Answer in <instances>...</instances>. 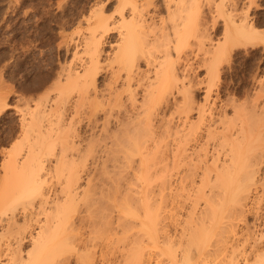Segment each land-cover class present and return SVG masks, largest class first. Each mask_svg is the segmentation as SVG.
Here are the masks:
<instances>
[{
    "label": "bare ground",
    "instance_id": "bare-ground-1",
    "mask_svg": "<svg viewBox=\"0 0 264 264\" xmlns=\"http://www.w3.org/2000/svg\"><path fill=\"white\" fill-rule=\"evenodd\" d=\"M241 1L115 0L114 14L96 2L77 16L75 35L59 33L56 64L40 70L29 84L20 72V131L35 124L40 135L47 130L46 121H67L64 140L73 137L65 143L74 146V137L82 136L74 122L85 120L89 140L81 161V156L74 160L59 154L55 172L66 162L68 171L61 173L56 189L39 174L31 142L20 149L23 153L3 152L0 169L8 187L0 184L17 192L0 209V241L6 240L0 264H54L63 255L57 259L62 264L72 253L77 264H93L94 248H100L101 256L118 244L121 234L126 237L121 241L127 249L121 255L124 264H264V121L253 123L236 104L233 118L227 117L206 101L199 105L198 122L188 124L190 79L184 83L175 66L199 51L206 74H214L234 46L255 41L260 31ZM203 2L213 14L209 26L201 19ZM111 31L115 38L105 50ZM24 62L21 56L19 71H25ZM101 74L102 87L97 83ZM27 93L39 96L27 100ZM8 107L3 103L0 112ZM173 119L177 131L173 129L169 144ZM86 157L95 165L92 173L83 164ZM27 171L30 179L19 184ZM121 181L137 188L132 184L120 191ZM112 206L121 208L116 220ZM95 233L104 236V244H96Z\"/></svg>",
    "mask_w": 264,
    "mask_h": 264
},
{
    "label": "rangeland",
    "instance_id": "rangeland-1",
    "mask_svg": "<svg viewBox=\"0 0 264 264\" xmlns=\"http://www.w3.org/2000/svg\"><path fill=\"white\" fill-rule=\"evenodd\" d=\"M243 1H244V3H242ZM243 1H241L240 7L244 8V11L248 10L247 13L249 15V18L256 20L257 28H258L257 30L261 32V33L259 32V37H258V35L256 37L258 40L255 39V41L242 42V44L234 46L232 48V50L230 51V53L225 56L224 60H220L221 64H218L219 66L216 67V70L213 72L214 74H212V72L210 73V75L206 74L205 65L201 66L202 65L201 64L202 59L200 58L201 52H199V51L195 52L198 54V56L197 55L195 56L192 53L191 55H189L186 58V60L184 58H181V59L177 60V62L175 64V66L178 65L176 68V72L178 73L179 76L182 77L183 82L187 83V84H188V81L190 82V85H189L190 90L189 91L191 94L190 93L189 94L192 96L190 98V100L191 99L192 100L189 101V103L191 102L190 103L191 107L189 105L191 110H189L190 108L187 109L188 107L186 108L188 110L187 115L189 117L188 118V124H190L189 122H191L192 124L195 125L198 122V115H199L198 109L202 105H204L206 101L208 103L214 102L216 107L218 108L217 110L221 109V111H224L227 117L232 116V118H233V115H232L233 111L235 108H238V106H239L240 109H242V113L245 112L247 117L250 116V117H252V118L249 117L250 119L254 118V120H256V121L251 120L253 123L258 121L257 124L262 125V124H260L259 121H261V123H262V121H264V116H262V115H264V113H262L264 111H261V109L264 110V108H262V107H264V106H262V105H264V101H262V100H264V93H262V92H264V0H252V1L249 0L252 5L251 4L248 5L249 2L246 0H243ZM96 2L101 3V5L100 4L99 5L103 7V9L105 10V12L107 14H110V12H111V14H114L113 8L115 5L114 4L115 0H0V94L2 93L0 95V97H1V99H0V101H1L0 102V110L2 109L3 103L5 104V102H6V104H9V107L7 109L0 112V167H1L2 160L4 158V155H3L4 151L9 150V151H12L13 153H15L14 150L17 149L16 152L23 153L22 152L23 149L26 148V146H28L27 144L29 142H31V143H29V146L30 147L34 146V148H35V152L33 155V157H34L33 161L35 164L37 162V165H40V168H41L39 170V174L41 175V177L43 178L45 183L48 186H50L51 188L53 187L54 189L58 188L60 179L63 177L62 174H66L68 171V169H67L68 164H66L67 163L66 162L64 164L59 163L58 165H60V166H58V168H57L58 172H55V167H56L55 165H57L56 160L59 158L58 156H61L59 154L62 153L61 157L67 156L68 159L72 158L71 156H73L72 159H74V160H76L78 157L81 156L80 157L81 159L80 160L78 159V160L79 161L83 160L82 159V157L84 156L83 152H85V149H87L84 146L87 145L86 140L89 138L88 133L86 131H84V130H87L85 120H82V122L81 121L80 122H76V121L74 122L75 127H73V128H74L75 132H77L78 134H80L82 132L80 134V136L82 135L81 136L82 139H81V137H79V138L74 137L73 142L75 144H74V146L73 145L71 146V144H70L71 149H70V146H68L65 142L68 143L67 139H70L73 137H70V138L68 137L66 139V141L64 140V138H66V136L64 137V133H66L64 128H66L65 124L67 121L59 120L60 123H58L59 121H57L56 119H54V121H53V119H51L52 122L46 121L47 123L49 122L48 125L45 122V124H46L45 126H47L46 131L48 132V134L44 130L43 133L38 135L39 131L33 129L35 127V124H34V127L31 128L32 130H29V131L27 130L28 132L25 131L26 133H24L23 131H20L19 130L20 129L19 128V121H20V114H19L20 108H19V106L21 105V101L19 99H21V98L19 96L20 95L19 94L20 93L19 92V76L21 73L25 72L26 84H29L31 77L37 75L40 70L47 68L48 66L51 65L52 62H55V64H56V62H57L56 54L57 53H56L55 48H56V45L58 43L56 41L57 40L60 41V39H59L60 36H58L59 33L60 34L62 33L63 35H66L68 37H70L71 34L75 35V32L79 28V27H77V21H76L77 16L81 13L86 12L89 9V7L94 5ZM242 4H243V6H242ZM209 13H212V12H210L208 10L207 5H205L203 2V6L201 8V17H203V18H201V19L202 20L204 19L205 21H207L208 26L211 25L210 24L211 19H212L211 17L213 15V14H209ZM217 21L219 23H221L220 19H218ZM60 27H62L63 29L61 30ZM75 29H76V31H75ZM209 31H211V30H209ZM219 33H220V28H219V31L216 33V35H214L213 39H215L217 36L219 37ZM56 34H57V36H56ZM212 36H213V34H212ZM50 37H52V38H50ZM114 38H115V32L114 31L109 32L108 36L105 38V44H103V48L105 50L108 49V46H109L108 44H110L109 42H112L114 40ZM47 39H49L48 41H50L51 44L50 43L48 44L46 42ZM21 47L23 49H20ZM62 55H63V51L61 50L58 56H60L63 60L64 57ZM21 56L25 57V62L23 65L25 71H23V72L19 71V65H18V61H19ZM67 59H68V57H67ZM190 66L192 68V71L187 70V69H190ZM186 74L188 77L186 76ZM207 75L209 76V80L207 78L208 77ZM185 76H186V80H185ZM104 77H105V74H103V75L101 74V76L98 78V82H97V83H99L98 86L102 87L103 82H104ZM181 77H180V79H181ZM217 77H218V79H217ZM188 79H190V80H188ZM205 81H206V83H205ZM209 81H211V82L209 83ZM206 84H208V86H206ZM207 87H208V89H206ZM204 89H206L207 91H210L207 93V95H209V96L205 95V93L207 91H205ZM41 92H39V93H41ZM37 95L39 96L38 93L37 94L35 93L34 95L27 93L25 95V98L27 100H29L30 98L35 99L38 97ZM180 95H177L178 100L182 99L181 98L182 96H180ZM203 95L206 98H204ZM255 97H256V99H255ZM206 99H208V100H206ZM180 100H179V102H181ZM229 100L231 101V103L229 102ZM253 101L256 103L254 104ZM30 103H32V100H31V102H29V104ZM226 103L228 106L226 105ZM199 105H201V106H199ZM234 105L237 107H235V108L232 107ZM197 106H199V107L197 108ZM221 106L223 107V109ZM242 106H244L245 108ZM16 107H18L19 109ZM252 109H253V112H256L258 114L253 113L254 114V116H253L250 112V111H252ZM17 110H18V112H17ZM247 113H249V114H247ZM256 116H258V117H256ZM259 116H261L262 118ZM190 119H191V121H190ZM195 121H196V123H195ZM172 122H174V123H172ZM172 122H171V127H170V132H169L171 135L168 134V136L170 138L168 136L166 137L167 139L169 138V140H170L169 144L174 137L172 135L175 132L174 130L177 131L176 120L173 119ZM62 123H63V125H62ZM59 126H61V127H59ZM179 128H180V126H178V129ZM50 129H52V130H50ZM57 129H58V131H57ZM32 131H33V133H32ZM83 132H85V133H83ZM83 134L85 135V137ZM23 135H24V138L26 137L25 139L23 138ZM65 135H67V134H65ZM41 137H42V139H41ZM46 137H48L49 140L48 139L46 140ZM34 138H35V141H33ZM83 139H84V141H83ZM21 140H24V141L22 142ZM50 140H53V141L55 140V142L52 141V143H51ZM42 141L44 142V144ZM48 141H50L49 144H48ZM58 141H60V142H58ZM87 143H89V141ZM30 144H32V145H30ZM51 144H53V145H51ZM66 145L69 148H67ZM51 147H53L54 150L51 149ZM21 148H23V149H21ZM38 148H39V150H38ZM49 148H50V150H49ZM20 149L22 151H20ZM45 149L46 150L48 149L49 151L48 150L45 151ZM62 149L64 150V152H62L63 151ZM66 150H69L67 152V154L65 153ZM81 150L83 152H81ZM38 151H39V153H38ZM78 152H80V153H78ZM74 155H76V156L74 157ZM44 156H45V159H44ZM87 157H90V156H87ZM47 160H48V162H47ZM79 161H76V162H79ZM91 161H92L91 158L90 159L87 158V161L85 160V162H83V164L86 165V167L88 169H90V171L92 173L95 165L93 164V162L91 163ZM83 164L80 163L79 165L82 166ZM91 164L94 166H92ZM88 165H89V167H88ZM31 167H33L32 169H34L35 171L37 170V168L35 169V167H36L35 165H32ZM61 167L63 168V170ZM78 169H79V166H78ZM28 171L31 173L30 170H28ZM28 171L22 175V177H21L22 179L20 178L18 180L19 184H21V182L23 183V181L25 182L26 179L27 180L30 179L31 174L28 173ZM1 174H3V172L0 169V177H1L0 183L3 186L8 187L7 185H5V182L3 181L4 178H2L3 176ZM81 174L83 175V177H82L83 181H81L82 182L81 184L83 185L82 188H83L85 186L84 185L85 180H86L85 178H87V177L84 174V172ZM94 174H95V171H94ZM58 178H59V181H58ZM103 181H105V180H102V182ZM107 182L110 183L109 186L113 187L112 181H107ZM121 182L124 183V185L121 184ZM121 182H120L121 185L119 184L120 185L119 186L120 191H124V189H127L128 186H131L132 184L134 186H136V187H134L135 189L137 188V185H135L136 183L130 184L132 181L129 182L130 185L128 184V186H126L127 182L126 183H125V181H121ZM19 184H18L17 188L19 187ZM104 184H106V181L104 182ZM2 185L0 186V206H1L0 209L2 207H4V205L6 203L9 204V202H11L10 200H12V198L14 201L15 200L14 194H16V192H17V191H15L16 190L15 187L10 186L9 191L11 193L8 194V192H9L8 188L6 190V188H3ZM3 189H5V190H3ZM4 191H6V192L8 191L7 193L5 192L8 196L10 194L11 195L9 197L6 195L4 196ZM14 191H15V193H14ZM1 192L6 199L8 197L7 200L4 201L5 198L1 195ZM116 195L117 194L115 193V196ZM118 197H119V199H116L117 201H119L121 199L120 195H118ZM118 197L116 196V198H118ZM4 202H6V203H4ZM116 203H117V205H119L118 202H116ZM113 207H114V210L112 209L113 211L111 213H113V215H114L113 219L116 220V216L120 212L118 213L115 211H120L121 208H119L120 210H118L117 209L118 206H112V208ZM74 214L76 215L77 212H75ZM120 232L117 234H121ZM97 234H100V232ZM97 234L95 233V236ZM92 235H94V234H92ZM92 235H90V237H92ZM121 235H123V234H121ZM121 235H118V236L116 235L117 238L119 237V239L117 240L118 244L117 245L115 244V247L112 248V250H109L108 252L105 251L104 252L105 254L103 253L104 255L102 254L100 256V254H99L100 252L98 250L100 248H98V246L96 248H94L96 252H94L93 264H102V263L104 264V262L106 264H116V263L120 264L119 262H121L122 258L124 259V257H125V256L122 257L123 254L126 255V253H124V251H127V249L125 250L126 247L125 248L122 247L123 244H121V243H123V242H121L122 238L126 239V237H124V236L122 237ZM95 236L92 238L97 237V236L96 237ZM100 237H101V234H100ZM102 238L97 237L96 239L97 240L99 239V240L96 242V244L97 243H98V245L100 243L104 244L105 243V242H103V241H105L104 236H102ZM125 239H124V241H125ZM93 241L95 242L96 240H93ZM5 243H6V240L0 241V244H1L0 246L5 248V246H6ZM80 252H82V251H80ZM61 257H63V255L56 257L55 258L56 260L54 259V261H56L54 264H59L57 262V259L59 260V259H61ZM107 260H109L110 263L109 262L107 263ZM62 261H63L62 264L63 263L64 264H77L75 253L69 254L68 258H66ZM123 264H124V262H123Z\"/></svg>",
    "mask_w": 264,
    "mask_h": 264
}]
</instances>
